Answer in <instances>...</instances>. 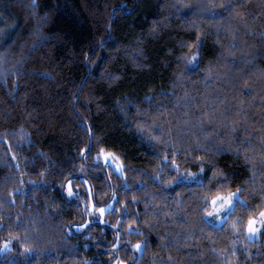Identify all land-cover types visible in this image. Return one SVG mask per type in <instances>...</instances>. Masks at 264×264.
Instances as JSON below:
<instances>
[{
    "label": "clouds",
    "instance_id": "obj_1",
    "mask_svg": "<svg viewBox=\"0 0 264 264\" xmlns=\"http://www.w3.org/2000/svg\"><path fill=\"white\" fill-rule=\"evenodd\" d=\"M0 264H264V0H0Z\"/></svg>",
    "mask_w": 264,
    "mask_h": 264
}]
</instances>
